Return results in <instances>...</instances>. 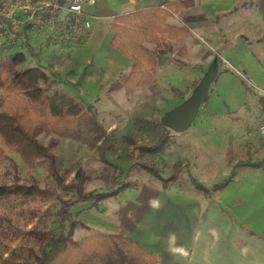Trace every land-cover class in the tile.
I'll return each mask as SVG.
<instances>
[{
  "label": "rangeland",
  "instance_id": "rangeland-1",
  "mask_svg": "<svg viewBox=\"0 0 264 264\" xmlns=\"http://www.w3.org/2000/svg\"><path fill=\"white\" fill-rule=\"evenodd\" d=\"M4 37L5 40L0 41V72L5 67L13 77L20 72L41 70L44 78L39 81V85L46 92L59 90L83 100L97 112L98 121L104 130L115 137L114 149L108 154V160L113 166H107L100 161L91 135L85 134L82 140L53 135L40 137V141L51 146L52 153L56 155L60 172L66 179L65 184L73 181L80 172H85L88 177L85 185V191L88 193H103L114 188L116 183H130L134 187L120 194L119 198L121 202H129L133 196L135 200L140 194L149 191L162 193L170 190L205 197L203 192L197 190L193 179L212 188L213 185L224 183L234 175L233 182L228 187L212 193L210 197L221 193L236 197L259 194L261 171L238 166L239 162H259L264 158V107L259 102L262 96L257 94L253 87L247 86L242 96L241 89L235 88L237 101L224 102L229 83L225 84L222 79L212 88L194 124L183 134L171 133L172 145L166 152L155 156L146 155L133 161L132 154L138 155L136 146L151 144L158 138L157 126L162 115L191 94L195 84L189 82L190 78L188 82L172 83L171 79L177 76L171 75L172 73L163 74L164 69H161L154 83L131 95L110 92V87L116 84V81L105 80V73L99 71L105 78L96 82L101 74L90 69L93 63L91 65L88 61L93 62L95 54L93 44L87 47L85 46L88 42L69 44L61 48L50 44L45 36L37 33H26L12 41H8L7 36ZM26 42L31 50L27 48ZM173 66L175 69L181 67L179 61ZM89 73L94 74L92 76ZM241 77L245 79L244 74H241ZM0 149L4 151L0 160L1 182L11 183L13 160L18 165L23 181L36 180L42 188H57L47 177L44 165L29 167L10 152L1 137ZM140 163L154 166L168 180L177 174L175 182L169 184L170 188L164 189L162 182L145 171ZM57 190L59 195L70 197L64 187ZM102 204L84 202L72 208L73 219L86 226L77 228L75 240L105 234L100 227L99 207ZM60 208L57 198L48 203H24L17 208L0 205V216L6 220L10 219V224L8 221L4 222L5 227L10 226V233L16 229L28 230L38 220L46 221L49 230L67 232L69 222L59 216ZM27 209L38 212L37 218L32 219ZM7 246L9 250L6 251ZM17 246V242L11 243L0 235V253L4 252L8 256Z\"/></svg>",
  "mask_w": 264,
  "mask_h": 264
},
{
  "label": "crops",
  "instance_id": "crops-1",
  "mask_svg": "<svg viewBox=\"0 0 264 264\" xmlns=\"http://www.w3.org/2000/svg\"><path fill=\"white\" fill-rule=\"evenodd\" d=\"M152 8L170 12L166 23L189 33L175 48L174 59L158 66L151 83L164 69L163 74L177 76L170 82H188L190 78L196 85L218 55L221 71L212 88L222 79L229 83L224 102H236L235 88L241 89L242 96L247 86L264 98V0H97L87 8L97 17L85 46L95 47L93 62L88 61L93 63L92 72L103 71L105 80L124 83L135 61L112 46V24L117 17ZM181 49L185 57L178 53ZM176 61L181 67L175 69ZM98 78L96 82L105 77L101 74ZM259 181V194L243 197L222 193L204 197L166 190L146 191L135 200L133 196L131 201L121 202L119 195L99 207L100 227L105 234L134 239L158 256L159 264H264V171Z\"/></svg>",
  "mask_w": 264,
  "mask_h": 264
},
{
  "label": "trees",
  "instance_id": "trees-1",
  "mask_svg": "<svg viewBox=\"0 0 264 264\" xmlns=\"http://www.w3.org/2000/svg\"><path fill=\"white\" fill-rule=\"evenodd\" d=\"M172 8V7H171ZM176 12L177 9L172 8ZM170 12L161 8L120 16L114 20L112 30L115 37L112 46L135 61V65L124 83L114 84L109 91H124L131 95L137 88L146 87L152 81L158 66L173 60L175 48L188 35V30L169 26L166 21ZM149 45H153L151 49ZM26 46L31 50L30 45ZM32 52V51H31ZM185 57L184 49L178 52ZM34 55V54H33ZM41 70L33 69L20 72L11 77L7 68L0 72V137L10 152L18 156L29 167L44 165L47 177L57 188L64 187L70 197L58 194L57 188H42L36 180L23 181L18 165L11 160L14 169L11 183L0 180V205L17 208L24 203H48L57 198L61 208L59 216L69 222L68 231L55 232L49 230L46 221H39L30 229L22 231L5 227L4 219L0 216V235L18 246L6 256L0 253L2 264H159V258L147 251L142 245L130 237L121 234H103L74 239L79 226L86 227L72 217V208L80 203L92 202L100 204L115 198L134 187L130 183H116L114 188L103 193L85 191L88 180L85 172L77 174L68 184L60 172L58 159L47 146L40 141L44 135L59 138H75L82 140L84 135H91L100 161L113 166L108 160V154L114 149L115 137L104 130L98 121L97 112L70 95L55 90L46 92L39 81L43 80ZM264 107V98L259 101ZM158 138L151 144L136 146L132 160L137 161L146 155H159L166 152L172 145V131L161 125L157 126ZM100 143V144H99ZM4 151L0 149V160ZM141 167L162 182L164 189L175 182L176 175L171 180L165 179L154 166L140 163ZM264 171V158L259 162L249 161L238 163ZM177 169L176 172H178ZM234 175L224 183L215 184L212 188L205 186L197 179L193 184L205 196L223 191L233 181ZM32 219L38 212L27 209ZM25 212V211H24ZM6 251L9 250L7 246Z\"/></svg>",
  "mask_w": 264,
  "mask_h": 264
},
{
  "label": "built area",
  "instance_id": "built-area-1",
  "mask_svg": "<svg viewBox=\"0 0 264 264\" xmlns=\"http://www.w3.org/2000/svg\"><path fill=\"white\" fill-rule=\"evenodd\" d=\"M96 4L97 0H0V41L37 33L61 48L86 43L97 19L87 8Z\"/></svg>",
  "mask_w": 264,
  "mask_h": 264
},
{
  "label": "water",
  "instance_id": "water-1",
  "mask_svg": "<svg viewBox=\"0 0 264 264\" xmlns=\"http://www.w3.org/2000/svg\"><path fill=\"white\" fill-rule=\"evenodd\" d=\"M220 71V59L217 55L195 85L191 94L180 104L166 111L160 118V124L176 134L185 133L196 121Z\"/></svg>",
  "mask_w": 264,
  "mask_h": 264
}]
</instances>
